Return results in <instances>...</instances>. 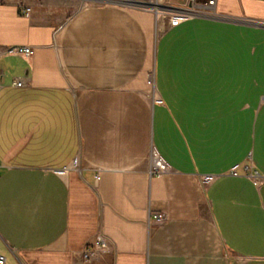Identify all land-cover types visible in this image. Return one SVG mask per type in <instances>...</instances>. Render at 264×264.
<instances>
[{
	"label": "crops",
	"instance_id": "1",
	"mask_svg": "<svg viewBox=\"0 0 264 264\" xmlns=\"http://www.w3.org/2000/svg\"><path fill=\"white\" fill-rule=\"evenodd\" d=\"M0 83L6 264H264V0H0Z\"/></svg>",
	"mask_w": 264,
	"mask_h": 264
},
{
	"label": "built area",
	"instance_id": "2",
	"mask_svg": "<svg viewBox=\"0 0 264 264\" xmlns=\"http://www.w3.org/2000/svg\"><path fill=\"white\" fill-rule=\"evenodd\" d=\"M94 1L124 2L139 8L150 10L156 14L164 13L163 10H165V7L168 4V0H94ZM215 1L216 0H204V1L190 0V3L187 7L172 9L173 12L172 13L173 15L171 17L172 23L186 20L195 15L212 14ZM30 11H31V7L21 8V13L24 15H28ZM9 52L23 55L26 59H29L30 56L32 55V48L30 46H15L10 48ZM14 84L17 86L24 85L23 81L18 78L14 80ZM152 157H153L152 171L159 176L165 174L169 169V164L165 160V158L155 149L152 151ZM232 173L238 175L239 171L237 170V168H234V170H232ZM250 175L258 185H260L264 180V176L261 175L256 170L252 171ZM153 219L156 220L157 222H163L167 219V215L164 213H154ZM109 244H110L109 238L104 234L99 233L96 235L94 241L85 247L83 251V257L86 260H88L96 250L106 249L108 248ZM0 264H6L5 256L1 254H0Z\"/></svg>",
	"mask_w": 264,
	"mask_h": 264
},
{
	"label": "rangeland",
	"instance_id": "3",
	"mask_svg": "<svg viewBox=\"0 0 264 264\" xmlns=\"http://www.w3.org/2000/svg\"><path fill=\"white\" fill-rule=\"evenodd\" d=\"M172 9L174 8L167 4L165 10H163L164 13L156 14L151 11L155 15L158 36L161 35L163 31H165L172 24Z\"/></svg>",
	"mask_w": 264,
	"mask_h": 264
}]
</instances>
